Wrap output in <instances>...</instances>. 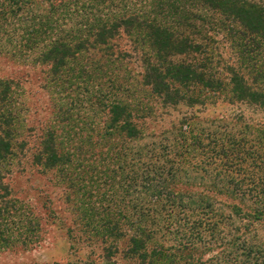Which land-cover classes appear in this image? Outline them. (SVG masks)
I'll use <instances>...</instances> for the list:
<instances>
[{"label": "rangeland", "instance_id": "obj_1", "mask_svg": "<svg viewBox=\"0 0 264 264\" xmlns=\"http://www.w3.org/2000/svg\"><path fill=\"white\" fill-rule=\"evenodd\" d=\"M84 1L89 8L104 2L102 19L109 23L140 15V0H0V148L10 152L8 158L0 159V264H143L138 256L140 194L150 199L164 191L140 189L141 166V174L147 170L157 179L162 174L158 180L168 186L186 181L197 211L202 210L197 205L199 197L209 199L217 205L215 209L239 202L252 207L253 212L264 210L255 204L250 190L251 174L261 172L264 164V138L260 136L264 137L263 106L214 104L216 100L212 106L203 100L199 115L204 122L197 124L200 131L205 134L229 122L230 133L244 139L245 152L258 151V158H249L247 153L243 165L237 160V151L233 167L224 166V158L220 165L205 166L206 150H198L193 157L190 165L195 168L189 163L176 164L178 173L170 170V164L164 165L167 160L163 158L149 164L140 161L149 155L152 143L167 140L160 134L172 118L175 121L186 114L184 107L167 112L158 106L151 132L141 140L140 131L130 138L122 122L106 130L108 104L140 105V59L135 45L125 36L118 43L123 49H132L130 55L109 57L105 46L94 42L80 43L78 53L69 52L67 45L91 41L95 35L91 8L86 7L81 14L79 5ZM97 8L100 4L93 7ZM258 38L263 42L261 49L251 46V54L240 56L218 35L220 43L213 45V53L220 59L211 65L218 78L227 82L228 62L234 63L247 75L254 91L264 93V78L257 77L258 69L264 70V39ZM55 45L58 51L64 45L61 54L68 49L66 66L58 71L52 70V58H47ZM77 56L79 60L72 59ZM102 57L107 75L99 79L103 83L97 81L104 86V94L91 78ZM109 67L113 68L107 70ZM187 96L192 97V93ZM246 123L249 128L244 127ZM138 124L136 129L140 121ZM99 139H108L109 145L97 143ZM253 141L256 143L251 148ZM46 147L57 149L56 155L49 157ZM235 221L247 241H264V216H236ZM129 231L136 238L133 243ZM163 237L170 245L175 233L162 231L157 238L162 241Z\"/></svg>", "mask_w": 264, "mask_h": 264}, {"label": "trees", "instance_id": "obj_2", "mask_svg": "<svg viewBox=\"0 0 264 264\" xmlns=\"http://www.w3.org/2000/svg\"><path fill=\"white\" fill-rule=\"evenodd\" d=\"M98 4L100 8L93 9ZM79 6L82 8L81 14L87 11L86 7L89 8L86 1ZM91 6L89 11L93 14L92 29L95 35L91 41L82 40L72 46L67 45L69 52L78 53L80 43L82 45L94 42L96 46L104 45L109 57L113 54L118 57L130 55L132 49H123L118 43V39L125 36L135 45L134 51L138 52L136 54L140 59L139 81L140 91L143 92L140 96V105H123L121 101L118 104L113 102L110 103L111 105L108 104L110 109L106 130L114 125L119 127L122 122L123 127L131 135L130 138H135L136 133L140 131L141 140L146 133L151 132L152 120L158 106V110L165 109L167 112L175 111L179 107H184L189 112L175 117V121L172 118L168 128H164L165 130L160 134L166 136L167 140L163 144L152 143L149 155L141 159V162L149 164L151 160L158 162L163 158L167 160L164 165L170 164V170L175 169L178 173L180 168L175 167L176 164L189 163L191 166L190 163L198 150L207 152L205 166L220 165L219 161L224 158L226 160L222 164L233 167L236 164L234 160L237 158V151H239L237 160H240V165L246 163L247 153L249 158L257 157L255 155L258 151L245 152L244 139L239 140L230 133L229 122L225 119L223 121L227 122L224 124L226 128L215 127L205 134L199 130L197 124L204 122L199 115L203 112V100H207L212 106V102L216 100L214 104L218 102L235 106L238 102L245 105L257 103L260 107H264V93L254 91L255 87L249 85L247 75L241 68L228 62V76L225 82L224 79L218 78V72L213 71L214 68L211 67L220 59L213 53V45L219 42L218 35L229 43V47L235 53L239 51L240 56L251 54L253 52L251 46L261 49L263 42L258 37L264 39V0H140L138 17H121L113 19L112 23L102 19L104 2H95ZM63 46L60 45V51L57 45L49 49L51 54L47 58H52L50 61L52 70L58 71L66 66L65 56L68 49L66 48L61 54ZM72 59L79 60L80 57ZM102 59L104 58L96 63V65L101 64L95 67V74H91L94 81L107 75L102 66L105 64ZM111 61L114 62L112 59ZM80 63L82 64L83 61ZM111 68L113 67L107 70ZM59 73L62 74L60 71ZM261 76L264 78V70L258 69L257 77ZM99 82V91L104 94V86L100 85L102 81ZM187 93H192V97H188ZM106 106L105 103L103 105L105 110ZM137 114L140 116L138 117ZM11 117L18 118L17 115ZM137 120L140 121L138 129H136L139 125ZM244 127L249 128L248 123ZM260 136L261 139L264 138ZM99 142L104 146L109 145L108 139H99L97 143ZM254 143L256 142H252L251 148ZM7 149L0 148V159L9 157L10 152ZM45 150L48 156L50 154L49 157L56 155L57 149L46 147ZM160 150L162 152L159 154ZM173 156L181 160L178 161ZM256 162H253L254 167L258 165ZM258 163L261 161L259 160ZM141 168L143 167H140V189L148 193L153 189L164 192H159L150 199H144L140 194V216L137 220V224L140 225L138 255L140 262L143 264H264V241L254 243L247 241L241 234V226L235 221L236 216L239 219L249 217L258 219L264 216L263 209L253 212L252 207L249 209L239 202H231L225 205L229 210L227 212L225 208L215 209L217 205L209 199L204 200L199 197L197 205L202 210L197 211L192 204L193 199L190 197V188L186 181H175V184L168 186L165 181L158 180L162 174L157 179L147 170H144L145 174H141ZM261 168L263 169L261 172L256 170L251 174L250 190L253 192L255 204L264 208V164ZM143 179L146 183L142 182ZM230 180L232 183V178ZM212 184L214 188L217 187L216 182ZM222 191L220 192L223 193ZM188 210L192 213H187ZM174 215L176 216L173 222ZM123 218L126 216L123 215ZM163 222L167 224L164 227ZM162 231L175 233L173 243L169 245L167 237H163L162 241L157 238ZM121 232L128 234V231ZM129 239L132 243L136 241L132 235ZM24 240L27 238L25 237Z\"/></svg>", "mask_w": 264, "mask_h": 264}]
</instances>
